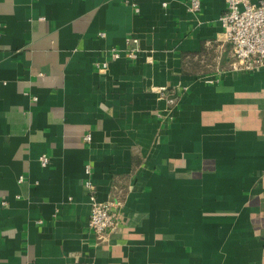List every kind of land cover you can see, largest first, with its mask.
Here are the masks:
<instances>
[{
	"label": "crops",
	"instance_id": "0c3cea01",
	"mask_svg": "<svg viewBox=\"0 0 264 264\" xmlns=\"http://www.w3.org/2000/svg\"><path fill=\"white\" fill-rule=\"evenodd\" d=\"M190 1L0 0V264H264V68Z\"/></svg>",
	"mask_w": 264,
	"mask_h": 264
},
{
	"label": "built area",
	"instance_id": "2783aa9c",
	"mask_svg": "<svg viewBox=\"0 0 264 264\" xmlns=\"http://www.w3.org/2000/svg\"><path fill=\"white\" fill-rule=\"evenodd\" d=\"M201 6L200 0H191L190 9L198 11ZM225 39L231 44L230 68L232 71H250L264 68V0H226V9L220 17ZM104 33H101L103 35ZM129 42L138 43L136 37L129 39ZM138 47L131 48L129 57H136ZM121 51L112 50L111 58L117 59ZM106 65V63H104ZM166 89H162L164 92ZM179 96L175 97L177 101ZM174 102V99H171ZM87 141L91 140V134L85 135ZM42 165H48L50 158L43 154L39 157ZM87 174H90L89 165L86 166ZM22 180V178H20ZM90 193V217L89 228L96 235L98 240L115 231L121 219V206L123 199L120 198L119 190L115 188L114 198L100 201L95 193V185L92 180L87 181ZM4 205L6 201L2 202Z\"/></svg>",
	"mask_w": 264,
	"mask_h": 264
}]
</instances>
